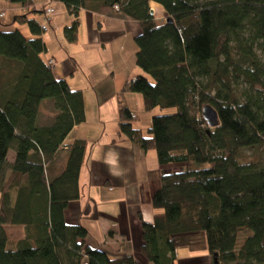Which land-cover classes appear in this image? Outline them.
I'll return each mask as SVG.
<instances>
[{"label": "trees", "instance_id": "16d2710c", "mask_svg": "<svg viewBox=\"0 0 264 264\" xmlns=\"http://www.w3.org/2000/svg\"><path fill=\"white\" fill-rule=\"evenodd\" d=\"M4 1L25 13L0 24V59L9 75L0 74V264H175L186 235L201 234L210 264H264V166L239 161L245 149L264 146V0H58L74 18L63 29L71 44L78 42L81 10L138 22L135 59L145 76L121 91L141 95L146 113L176 111L151 117L147 136L134 127L139 115L127 106L119 111L120 131L133 145L154 151L158 165L180 167L150 172L161 187L151 196L153 220L139 216L138 256L92 247L87 229L67 222L69 205L80 197L86 142L68 146L60 174L52 166L86 120L83 93L58 81L54 61L43 58L42 26L53 0L38 8L34 0ZM151 2L163 8L165 21L151 15ZM25 25L31 38L15 27ZM45 99L57 114L39 127ZM9 227L23 232L14 250ZM249 230L238 248L240 233Z\"/></svg>", "mask_w": 264, "mask_h": 264}, {"label": "crops", "instance_id": "0c3cea01", "mask_svg": "<svg viewBox=\"0 0 264 264\" xmlns=\"http://www.w3.org/2000/svg\"><path fill=\"white\" fill-rule=\"evenodd\" d=\"M3 1L0 0V13L4 10L10 15L0 20V24L11 25L12 17L24 14L25 10L20 5ZM34 2V7L38 8L46 5L48 0ZM53 7L51 30L48 28V35H42L48 52L43 58L46 62L54 61L52 72L58 81L64 79L70 89L83 93L86 114L85 122L73 129L60 150L66 151V155L62 159L56 157L55 162L59 160L60 163L52 166L53 173L60 174L68 160V146L75 140L86 142L79 177L80 197L69 205L67 222L83 225L89 232L86 243L92 247L104 248L114 256H138L142 231L139 216L148 222L153 220L157 211L152 207L151 196L161 187L159 180L150 178V172L180 169L173 165H158L154 151L143 152L120 131L121 107L127 106L140 116L139 122L143 121L146 126L135 124L134 127L142 129L145 136L153 117L152 112H144L141 95L121 91L127 81L145 76L136 65V44L131 47V52L125 46L130 40L135 42L141 26L123 13L113 11L104 15L81 10L78 42L70 45L77 48L83 42L81 38L86 39L82 49L57 52L50 48L49 42L64 37L63 29L71 25L74 18L58 0H53ZM150 7L154 16L156 12L162 15L163 8L159 4L151 2ZM35 18L40 23L44 21L42 16ZM155 18L161 23L160 18ZM15 27L20 31L25 28ZM50 36L52 39L48 40ZM110 232H113L112 236ZM176 250L175 264H210L213 260L206 248L192 249L185 245Z\"/></svg>", "mask_w": 264, "mask_h": 264}, {"label": "rangeland", "instance_id": "374dc122", "mask_svg": "<svg viewBox=\"0 0 264 264\" xmlns=\"http://www.w3.org/2000/svg\"><path fill=\"white\" fill-rule=\"evenodd\" d=\"M2 3H5V4H9L8 2H2ZM10 15V14H9ZM8 15V16H9ZM153 15V14H152ZM154 16V15H153ZM155 16H157L158 18H160L161 22L165 21L166 19V16L167 14H165V12L163 11L162 12V15H160L158 12L155 13ZM22 27H25L22 32L25 36H31L30 34V31L28 30V26L25 25V26H22ZM49 30H51L49 28ZM52 32V31H51ZM50 33V32H49ZM47 34V32L43 33V35ZM44 37V36H43ZM52 39V36H50L48 38V40ZM65 38L63 36H59L58 39L55 38V41L54 43L53 42H49L50 44V48L52 50H55L57 52H60L62 51V49H65L66 51H71L73 49V51H80L83 46V42L86 41V39H82L83 42L81 41L80 45L77 47V48H73V46H71L70 44L71 43H66L67 40H64ZM47 40V41H48ZM135 45V42L134 41H129L127 44H125V46H127V50H129V52H131V47ZM116 47H120L119 46H116ZM128 52V53H129ZM6 64H4V61L0 59V74L3 73V71H6ZM5 75H7V77L9 76L8 75V72L6 71L5 72ZM40 111H39V118L37 120V126H41L42 124H44V126H47V125H50L55 117H56V112H55V109H54V105L52 104V100L50 99H45L41 102L40 104ZM176 111L174 109H169V110H163L161 111L159 108L158 109H155L152 111V115L153 116H157L158 114H169V113H175ZM53 120V121H52ZM140 127H145L146 125H144L145 123H143V121H140L139 123ZM143 127V128H144ZM154 154V152H152ZM13 155H14V152L13 151H10V154H9V157H8V161L9 162H13ZM66 155V151H60V153L57 155V158L59 159H62L63 156ZM68 156V155H67ZM239 161L243 162V163H246V162H254V163H259L260 165H263L264 166V146L263 147H256V148H253V149H245V151L242 153L241 157L239 158ZM68 160L66 161V164H67ZM60 163V161L58 160L57 162L53 163L54 166L58 165ZM66 166V165H65ZM64 166V167H65ZM174 166H179V165H174ZM177 170V169H176ZM12 197H13V200L15 199L14 197H16L17 195V192H14L12 191ZM158 212H161V211H158ZM7 236H9V249H15L17 248V246H15V243L21 239L23 237V232L22 230L19 228V227H9L7 229ZM249 234H251V231H246V232H241L240 233V238H239V241H238V248L244 243L245 239L249 236ZM187 239L189 240L188 241V246L192 249H203V248H206V244H205V238H204V235L201 234V235H186Z\"/></svg>", "mask_w": 264, "mask_h": 264}, {"label": "built area", "instance_id": "2783aa9c", "mask_svg": "<svg viewBox=\"0 0 264 264\" xmlns=\"http://www.w3.org/2000/svg\"><path fill=\"white\" fill-rule=\"evenodd\" d=\"M55 13V9L52 8V7H46V11H45V15H46V18H45V24L42 26V30H44L45 32H47V29L49 27V23H51L52 21V17ZM53 63V62H51Z\"/></svg>", "mask_w": 264, "mask_h": 264}, {"label": "water", "instance_id": "95a60500", "mask_svg": "<svg viewBox=\"0 0 264 264\" xmlns=\"http://www.w3.org/2000/svg\"><path fill=\"white\" fill-rule=\"evenodd\" d=\"M152 14H153V13L151 12V15H152ZM168 22H171V19H168ZM212 116H213V117H216V113H215L214 111L212 112ZM215 262L217 263V261H215Z\"/></svg>", "mask_w": 264, "mask_h": 264}]
</instances>
